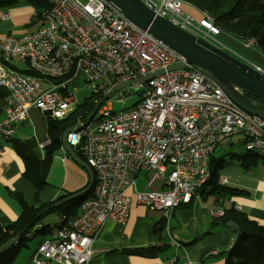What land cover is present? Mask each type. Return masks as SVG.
<instances>
[{
  "label": "built area",
  "instance_id": "obj_1",
  "mask_svg": "<svg viewBox=\"0 0 264 264\" xmlns=\"http://www.w3.org/2000/svg\"><path fill=\"white\" fill-rule=\"evenodd\" d=\"M43 1L46 8L39 29L0 38V88L7 94L0 139H11L17 123L33 108L51 119H66L79 103L72 89L79 80L91 93L104 96L122 82L158 70L163 73L141 85L138 101L131 107L113 111L105 105L87 124L76 119L66 143L81 153L91 169L92 194L74 216L60 214L49 224L53 232L35 252L33 264H88L101 226L106 221L126 223L132 193L137 204L162 213V229L169 234L173 211L188 205L203 190L211 177L209 156L231 136L241 135L246 152L264 156L262 119L238 108L201 70L167 71L183 63V57L134 26L107 2ZM148 1L155 16L224 49L216 41L221 32L206 12L195 21L182 10L185 3L181 0ZM246 42L254 44L253 40ZM14 60L25 64L33 75L4 67ZM39 148L44 147L40 144ZM150 171L153 176L148 186L152 182L159 186L138 191V175ZM227 183L225 177L218 179L221 186ZM209 213L221 218L224 211L215 208ZM156 264H173V260Z\"/></svg>",
  "mask_w": 264,
  "mask_h": 264
},
{
  "label": "crops",
  "instance_id": "obj_2",
  "mask_svg": "<svg viewBox=\"0 0 264 264\" xmlns=\"http://www.w3.org/2000/svg\"><path fill=\"white\" fill-rule=\"evenodd\" d=\"M184 6L188 7L184 11L195 21L200 19V11L187 4ZM33 15L34 10L27 3H19L10 9L0 8V38L8 35L19 36L39 29L43 22L39 20L40 26H38L36 24L38 21H33ZM32 25L36 29L30 28ZM216 38L225 46L221 45L224 49L215 47L255 69L259 68L264 74V56L254 44L249 46L246 41L236 40L223 32ZM4 67L11 71L27 69L25 64L16 60L10 61ZM3 105L4 100L0 101V118L3 115ZM48 117L47 113L33 108L26 119L17 123L11 140L0 139V227H5L17 219L21 213L20 200L29 203L35 193L33 185L22 176L23 162L16 154L13 144L22 142L39 159L43 158L44 149L50 144L47 131ZM243 143L241 135L231 136L215 146L208 160V163L212 162L214 167L220 165L215 186H221L218 184V179L225 177L228 183L221 187L236 188L241 190L242 194L230 196L216 193L214 185L207 184L188 205L180 206L173 211L168 224L169 234H167L163 229L157 233L154 230L161 220V213L137 204L132 193L126 223L120 225L106 221L101 226L95 236L93 253L88 264H156L165 259L173 260V264L188 262L226 264L234 240L228 223L233 222L221 224V218H214L209 212L215 208L223 211L234 209L264 226V159H258L256 163H251L248 157L243 159L246 152ZM40 144L44 147L42 150L39 148ZM64 152L59 149L54 154L46 185L34 200L36 206L68 197L87 186L89 179L87 171L73 162ZM243 161L248 165H242ZM145 174L138 175L139 186H144L153 176L148 177ZM158 186V182L151 184V188ZM52 215V219L35 226V233L29 235L26 245L19 250L11 264H33L35 252L53 232L49 224L55 223L60 214ZM170 240L179 243L180 247L176 248ZM147 247L160 249V252L154 258L124 252L128 249ZM213 251L217 254L213 255Z\"/></svg>",
  "mask_w": 264,
  "mask_h": 264
},
{
  "label": "trees",
  "instance_id": "obj_3",
  "mask_svg": "<svg viewBox=\"0 0 264 264\" xmlns=\"http://www.w3.org/2000/svg\"><path fill=\"white\" fill-rule=\"evenodd\" d=\"M185 4L194 7L200 12H206L213 20L214 25L223 32L236 40H253L255 48L264 56V0H181ZM19 3L30 5L35 15L33 21H39L42 11L46 8L43 0H0V8L10 9ZM18 70V69H17ZM18 72L32 76L28 69H19ZM7 94L0 88V101L5 100ZM103 97V94L90 93L83 104H79L73 112L64 120H54L47 118V131L50 137V144L44 149L43 158L39 159L37 155L25 147L21 142H14L16 154L23 162L24 170L22 176L29 181L35 188L33 200L25 203L20 197L21 213L17 219L5 227H0V245L10 238H17V242L5 253L0 254V264H11L19 250L26 245L29 235L35 233L34 228L42 219L51 214H62L74 216L77 213L79 205L87 199L93 190L89 193L68 203L59 205L43 214L40 212L58 202V198L53 202L42 206H36L34 202L39 191L46 185L48 171L53 160L54 154L60 149V137L69 127H72L78 117L85 121L92 112L95 104ZM138 101V100H137ZM136 103V102H135ZM134 103V104H135ZM133 104V105H134ZM103 105V104H102ZM1 112V107H0ZM11 140V139H10ZM7 141V140H5ZM9 141V140H8ZM75 153L84 161L81 153L75 149ZM248 157L251 163H256L258 159H264L263 156L245 152L243 159ZM242 165H248L244 161ZM211 177L207 184H213L216 193H225L226 195L236 196L243 192L236 188L215 186L217 174L220 165L213 166L209 162ZM205 185V186H206ZM204 189V188H203ZM202 192V190H201ZM200 192V193H201ZM68 196V195H67ZM66 197V196H65ZM18 198V197H17ZM179 208V207H178ZM176 208V209H178ZM175 209V210H176ZM174 210V211H175ZM161 213V212H160ZM160 221L154 228L155 233L163 228V215L161 213ZM233 222L238 228L236 239L233 240L226 258V264H264V226L250 220L244 213L234 209H226L220 219L221 224ZM160 224V225H159ZM126 254H138L144 257L154 258L160 252V249L154 247L128 249Z\"/></svg>",
  "mask_w": 264,
  "mask_h": 264
},
{
  "label": "water",
  "instance_id": "obj_4",
  "mask_svg": "<svg viewBox=\"0 0 264 264\" xmlns=\"http://www.w3.org/2000/svg\"><path fill=\"white\" fill-rule=\"evenodd\" d=\"M118 13L142 31H146L155 39L161 41L168 48L183 57L184 62L167 67V71L187 68L201 70L208 78L213 80L231 101L242 111L255 115L264 121V74L253 66L230 55L212 44L195 38L180 28L172 25L165 19L154 15L153 4L148 0H104ZM163 73L158 70L140 79L122 82L105 94L94 106L92 112L85 120V124L94 116L98 108L114 93L126 88L143 85L149 79ZM72 130L67 128L60 137L61 147L70 159L88 173V184L81 191L61 199L53 205L43 209V214L59 205L68 203L89 193L93 185V173L81 160L75 151L66 143V136ZM233 239H236L238 228L234 223H228ZM17 242V238H10L0 245V254L5 253Z\"/></svg>",
  "mask_w": 264,
  "mask_h": 264
},
{
  "label": "rangeland",
  "instance_id": "obj_5",
  "mask_svg": "<svg viewBox=\"0 0 264 264\" xmlns=\"http://www.w3.org/2000/svg\"><path fill=\"white\" fill-rule=\"evenodd\" d=\"M78 1L80 3H85L87 0H78ZM184 5L182 6L183 11L188 9V7L184 6ZM36 24H38V26H40V21H38V23H36ZM30 28L36 29L34 25L30 26ZM216 41L221 43L222 46L224 45L217 38H216ZM54 82L57 83V81H54ZM72 89H74V91H75V98L79 102V104H83L87 100L89 94L91 93L90 88L86 87L85 84L81 80H79L76 84H74L72 86ZM72 89H70V90H72ZM141 91H142V86H138L137 88H134L131 86L123 88V89L117 91L116 93H114L100 107H103L105 105H109L113 111H118V110H121L124 108H129L138 100L139 94ZM241 152H243V151H241ZM141 173H146L145 175H148V177H151L153 174V172H151V171L150 172H141ZM136 189L138 191L144 192V191H147L149 189H154V188H151V186H148V183H145L144 186H139V182L136 180ZM52 217H53L52 214L48 215L44 219H42L41 222L46 221V220H50V219H52Z\"/></svg>",
  "mask_w": 264,
  "mask_h": 264
}]
</instances>
